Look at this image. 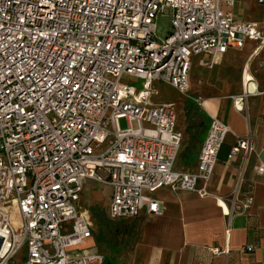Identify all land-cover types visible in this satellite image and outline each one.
Returning <instances> with one entry per match:
<instances>
[{
  "label": "built area",
  "instance_id": "1",
  "mask_svg": "<svg viewBox=\"0 0 264 264\" xmlns=\"http://www.w3.org/2000/svg\"><path fill=\"white\" fill-rule=\"evenodd\" d=\"M239 1L0 0V264H15L22 251V264H105L100 251L68 255L94 235L78 207L88 180L110 186L111 221L163 216L153 196L163 188L212 196L230 127L209 115L196 169L177 170L184 134L175 106L152 100L153 87L201 105L190 95L195 57L209 56L199 64L213 69L247 42L263 48L264 19L240 22L223 9ZM167 13L171 31L160 40L157 21ZM126 76L141 88L122 86ZM257 94L233 97L236 107ZM255 152L248 133L228 162L243 154L247 163ZM254 170L264 174V165Z\"/></svg>",
  "mask_w": 264,
  "mask_h": 264
},
{
  "label": "crops",
  "instance_id": "2",
  "mask_svg": "<svg viewBox=\"0 0 264 264\" xmlns=\"http://www.w3.org/2000/svg\"><path fill=\"white\" fill-rule=\"evenodd\" d=\"M241 1L237 6L242 5ZM246 1L253 4L250 15L245 13L246 9L243 16L235 10L225 11L232 12L240 22L263 20L264 6L257 0ZM234 54L242 58L241 93L234 95L227 90L206 86L190 95L210 101V108L181 96L180 109L169 102L176 109L177 128L184 134L181 152L195 144V150L186 158V164L191 168L179 169L176 166L179 171L196 169L210 124L209 115L221 118L231 129L219 152L208 188L212 196L201 197L191 192L163 188L153 195L166 207L163 216L142 213L134 220H110L115 222V253H109V263L105 255V264H264V174L254 170L256 166L264 165V47L257 50L256 43L247 42L243 49L229 50L218 64ZM201 58L210 60L209 56L193 59L190 86L195 67L208 71L218 65L213 69L204 68L199 64ZM249 60L251 76L247 90L253 94L257 87L259 94L249 96L244 109L239 110L233 97L244 93L243 74ZM172 93L178 95L174 90ZM202 93L208 98L202 97ZM183 110L186 111L185 121L181 115ZM248 133L252 134L256 152L247 163H244L243 154L229 163L228 156L237 138ZM241 175L237 202L232 206L231 199ZM227 211L233 212L229 228ZM250 245L256 246L252 252L247 251ZM214 250L222 253L216 256Z\"/></svg>",
  "mask_w": 264,
  "mask_h": 264
},
{
  "label": "rangeland",
  "instance_id": "3",
  "mask_svg": "<svg viewBox=\"0 0 264 264\" xmlns=\"http://www.w3.org/2000/svg\"><path fill=\"white\" fill-rule=\"evenodd\" d=\"M242 5L236 4L234 8H227L223 5L224 10H235L239 12L240 16H243V11L250 15L253 12V4L250 1L242 0ZM158 37L163 40L167 33L171 31V17L167 13L166 15H160L157 21ZM242 58L239 55H229L222 62H220L213 70H201L197 67L194 68L191 75V89L190 93H198L204 87H217L227 90L229 93L237 95L241 93L240 80L242 77ZM130 77L126 76L121 82L122 86H134V90L141 88V82L133 83ZM153 89L157 92L152 98L156 103H174L180 109L182 106V98L172 93V90L168 86H164L161 83H155ZM202 97H207L202 93ZM200 96V97H201ZM208 98V97H207ZM190 100V99H188ZM185 113L183 110L181 115L183 121H185ZM200 123V119L198 121ZM119 125L122 129L127 128L125 120H121ZM195 150V144H190L189 147L180 153L177 167L179 169H187L186 158ZM191 168V167H190ZM112 190L110 186L99 184L94 181L88 180L85 182L84 193L82 200L78 204L86 213L87 220L94 232L92 239L86 242V244L72 248L68 250L69 257L76 254L82 255L87 253L99 252L101 249L104 255H107V263L110 262V254L115 253V222L111 223L108 217V209L110 204ZM24 252L22 251L15 259V264H22Z\"/></svg>",
  "mask_w": 264,
  "mask_h": 264
},
{
  "label": "water",
  "instance_id": "4",
  "mask_svg": "<svg viewBox=\"0 0 264 264\" xmlns=\"http://www.w3.org/2000/svg\"><path fill=\"white\" fill-rule=\"evenodd\" d=\"M253 57V56H252ZM251 60V59H250ZM250 60L249 62L246 64L245 66V69H244V74L246 73V71L251 75L250 71H249V65H250ZM244 74H243V91L244 92H247V82L245 81V77H244ZM3 242H4V238L0 237V251H1V248H2V245H3Z\"/></svg>",
  "mask_w": 264,
  "mask_h": 264
},
{
  "label": "bare ground",
  "instance_id": "5",
  "mask_svg": "<svg viewBox=\"0 0 264 264\" xmlns=\"http://www.w3.org/2000/svg\"><path fill=\"white\" fill-rule=\"evenodd\" d=\"M251 75L246 71V73L244 74V77H245V81L247 82V87H248V84H249V77ZM239 102L242 103V101L240 100ZM202 103L204 104L205 107L207 108H210V105H211V102L210 101H206L205 99L202 100Z\"/></svg>",
  "mask_w": 264,
  "mask_h": 264
}]
</instances>
